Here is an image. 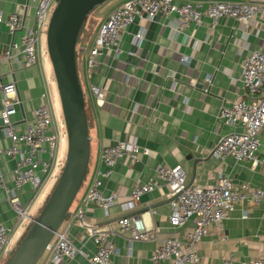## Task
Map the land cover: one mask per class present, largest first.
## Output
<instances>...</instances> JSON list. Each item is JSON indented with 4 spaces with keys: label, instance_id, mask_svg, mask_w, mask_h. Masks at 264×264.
<instances>
[{
    "label": "crops",
    "instance_id": "0c3cea01",
    "mask_svg": "<svg viewBox=\"0 0 264 264\" xmlns=\"http://www.w3.org/2000/svg\"><path fill=\"white\" fill-rule=\"evenodd\" d=\"M123 1L111 0L98 11L97 17L94 16L93 33L104 17ZM175 1L180 3L183 0ZM22 4L23 0H0V16L5 18L9 13L17 12L22 15L23 24L30 25L33 5L28 2L21 10ZM175 22V16L164 15L129 24L117 40L119 52L113 47L103 49L89 72L85 70L84 55L92 39L86 43L78 41L75 46V70L82 92L88 135V161L83 184L69 209L72 212L82 206L83 219L67 217L61 228L66 230L73 245L87 255L95 251L87 229H111L113 234L109 239L115 247L110 256L112 264H151L153 249L176 229L168 223L170 198L166 185L142 194L132 207L125 205L131 187L146 182L157 164L181 166L186 183L199 187L209 186L219 175H225L233 183L245 182L249 187H258L264 192L263 166L252 167L247 161L235 162L230 156L209 154L217 134L233 129L220 123L219 110L222 104L242 96L239 82L241 59L253 49L264 50V19L257 14L244 24L222 17L210 25L208 19L203 18L199 24L180 32L174 30ZM139 26L144 29V34L137 45L134 33ZM20 32L16 30L11 36L0 22V54L10 40L18 39ZM132 45L136 49L129 54ZM41 64L23 67L21 55L15 49L10 50L8 60L0 61V82L13 81L15 84L17 105L10 117L15 131L24 129L32 119L34 107L41 103L42 81L47 82ZM91 84L103 90L101 104L94 102L89 90ZM116 140L134 141L146 147L147 154L134 164L120 160L111 175L101 179L103 195L117 194L115 203L105 212L92 203L83 204L82 197L95 170L101 168L97 159L99 148ZM259 140L257 157L264 158V125ZM9 145V138L0 129V148ZM13 166L12 159L0 156V171L7 183L11 180ZM29 196L30 187L23 185L21 203H25ZM46 196L41 189L36 199ZM246 209L248 214L243 217ZM263 209L264 197L257 204L244 199L236 203L221 226L211 224L207 234L201 238L196 248L199 256L196 264H224L223 260L230 254L233 264L264 256ZM136 210L143 211L132 214ZM130 213L143 222L154 238L128 242L129 232L119 230L117 220ZM14 222L15 214L0 189V224L9 226ZM188 226L189 222L177 228L178 234L184 235ZM18 233L19 230L11 239ZM36 264L55 263L47 261L44 254ZM58 264L88 262L75 254Z\"/></svg>",
    "mask_w": 264,
    "mask_h": 264
},
{
    "label": "built area",
    "instance_id": "2783aa9c",
    "mask_svg": "<svg viewBox=\"0 0 264 264\" xmlns=\"http://www.w3.org/2000/svg\"><path fill=\"white\" fill-rule=\"evenodd\" d=\"M28 2L33 5V19L30 25H24L22 15L17 12H11L5 18L0 16V22L6 26L11 36L16 30L21 31L18 39L10 40L7 48L0 54V61L8 60L10 50L15 49L21 55L23 67L40 63V36L46 32L56 0H23L21 10L25 9ZM263 3L264 0H183L180 3L175 0H125L98 24L84 55L85 70H91L96 64V56L101 54L103 49L116 48L118 38L131 23L173 15L176 18L174 30L177 32L199 24L203 18H207L210 25H214L222 17L247 24L257 14L264 19ZM143 34L144 29L139 26L134 33L137 45L140 44ZM115 50L119 52L118 48ZM239 82L243 89L242 96L222 104L218 114L220 123L233 129L217 134L209 154L216 157L230 156L235 162L247 161L252 167H264V158L257 157L260 146L259 133L264 125V50L253 49L242 57ZM89 90L94 102L101 104L103 90L93 84ZM40 98L41 103L32 111V119L22 131H15L10 120L17 105L15 84L13 81L0 82V129L10 140L9 146L0 148V156L14 161L9 183L5 182L0 171V189L15 214L14 224H0L1 262H4L13 250V234L24 223L27 225L31 222L33 217L28 210L59 162V147L63 140L61 129L64 124L54 116L53 101L44 80ZM238 127L241 129H234ZM145 154L147 148L134 141L116 140L112 144L102 145L97 156L101 168L95 170L85 189L82 203H92L106 212L115 203L117 194L111 192L103 195L100 191L101 179L108 178L120 160L134 164ZM23 185L30 187V196L25 203L20 201ZM161 185L168 188V223L176 229L162 238L153 249L150 255L151 264H196L199 261L197 245L207 234L211 224L220 227L240 200L257 204L264 197L260 188H251L245 182L233 183L225 175H219L213 184L206 187L187 185L181 166L157 164L153 175L146 182L131 187L125 202L126 207H132L133 202L139 200L142 194ZM83 212V207L80 206L67 217L82 221ZM247 214L246 209L243 217ZM262 215L264 218V209ZM187 222L190 226L185 229L184 235L180 236L177 228ZM117 224L119 230H128V242L154 238V234L143 222L132 215L123 216L117 220ZM87 231L95 246L91 255L74 246L66 230L60 225L44 248L43 254H46L47 261L58 264L79 254L88 264H112L110 256L115 247L109 236L113 231L103 228H88ZM223 262L233 264V256L230 254ZM237 264H264V256L240 260Z\"/></svg>",
    "mask_w": 264,
    "mask_h": 264
},
{
    "label": "water",
    "instance_id": "95a60500",
    "mask_svg": "<svg viewBox=\"0 0 264 264\" xmlns=\"http://www.w3.org/2000/svg\"><path fill=\"white\" fill-rule=\"evenodd\" d=\"M102 1L56 0L51 11L45 32L46 49L57 87L67 147L55 185L3 264L37 263L45 246L70 213V205L84 177L88 135L84 102L75 70V43L86 16ZM135 49V45L130 46L129 54Z\"/></svg>",
    "mask_w": 264,
    "mask_h": 264
},
{
    "label": "rangeland",
    "instance_id": "374dc122",
    "mask_svg": "<svg viewBox=\"0 0 264 264\" xmlns=\"http://www.w3.org/2000/svg\"><path fill=\"white\" fill-rule=\"evenodd\" d=\"M111 2V0H104L101 3H99L98 5H96L87 15V17L85 18L84 22L82 23V28L81 31L78 34V41L79 42H84L86 43L88 40H91L93 38V24L95 26V20H94V16L97 17L98 15V11L102 10L107 4H109ZM40 44H41V58H40V62L42 63V68L44 70V73L46 75V79H47V88L51 97V100L54 102V106H53V113L55 118L58 121H61L63 123V119H62V114H61V108H60V102H59V97H58V92H57V87H56V83H55V79L53 76V72H52V68H51V64L48 58V54H47V49H46V38H45V33L42 34L40 36ZM79 59V51L77 50V60ZM62 134H63V140L60 144L59 147V159H58V165L57 168L55 169L53 175L46 181V183L44 184L43 188H42V192L45 194V196L47 194H49L53 188V186L55 185L56 179L59 176L61 167L63 165V155H65L66 152V147H67V141H66V132H65V128L64 125H62ZM79 192L76 194L75 198L73 199L70 208L73 206L76 197L78 196ZM45 197L44 198H38L35 200V202H33V204L30 206L28 213L32 216H34L36 214L37 211H39V208H41L42 204L45 202ZM69 208V209H70ZM29 225H25V223L19 227V233L16 234L13 238V240L11 239V245L16 246V244L18 243L21 235L24 233V231L26 230V228ZM44 254L41 255L40 258L43 257ZM0 264H3V262L0 261Z\"/></svg>",
    "mask_w": 264,
    "mask_h": 264
},
{
    "label": "trees",
    "instance_id": "16d2710c",
    "mask_svg": "<svg viewBox=\"0 0 264 264\" xmlns=\"http://www.w3.org/2000/svg\"><path fill=\"white\" fill-rule=\"evenodd\" d=\"M88 14H89V13H88ZM86 17H87V16H86ZM81 28H82V26L80 27L79 32L81 31ZM79 32H78V34H79ZM77 42H78V35H77V38H76L75 46H76ZM84 113H85V111H84ZM83 178H84V177H83ZM82 184H83V179H82V182H81V184H80V186H79V188H78V191L80 190ZM78 191H77V193H78ZM48 195H49V194H48ZM48 195H47V196H48ZM47 196L45 197V200H46ZM45 200H44V201H45ZM42 205H43V204H42ZM39 210H40V208H39ZM37 213H38V211L36 212V214L34 215V217L37 215ZM29 224H30V222H29L27 225H29Z\"/></svg>",
    "mask_w": 264,
    "mask_h": 264
}]
</instances>
